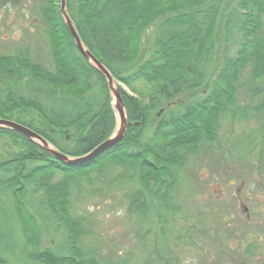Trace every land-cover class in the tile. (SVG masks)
Masks as SVG:
<instances>
[{
  "label": "trees",
  "instance_id": "1",
  "mask_svg": "<svg viewBox=\"0 0 264 264\" xmlns=\"http://www.w3.org/2000/svg\"><path fill=\"white\" fill-rule=\"evenodd\" d=\"M226 2L66 1L67 14L85 49L135 98L120 91L128 121L123 139L80 165L66 166L22 135L0 128L1 213L17 225L29 260L38 264H95L80 246L84 226L69 212L70 190L80 187L79 181L91 183L90 176L103 175L108 165L125 167L131 180H137L138 187L129 196L130 212L146 217L157 207L178 214L173 192L179 170L203 142L211 145L217 139L222 118L238 112L235 98L243 89L238 84L242 73L248 69L246 86L255 85L245 89L250 98L259 94L257 86L264 77V0H238L225 26L239 33V48L222 60L215 81L206 84L204 68L211 62L215 28ZM59 3L41 0L37 9L45 28L42 35L51 70L35 63L25 48L0 57V84L12 85L9 90H0V119L20 124L61 154L78 158L108 139L115 122L106 82L77 51ZM149 29L152 35L145 41L147 55L140 56L139 46ZM199 89H204L203 97L187 104L179 101ZM95 90L100 96H93ZM52 97L61 103H54ZM146 98L149 105L143 103ZM157 100L170 104L150 134L149 110ZM255 113L264 114V104ZM30 117L29 122L23 120ZM68 132L72 134L67 139ZM115 185L121 189L118 180ZM35 216L48 226L53 224L55 233L66 234L61 243L64 247L56 252L52 248L41 251L47 226L39 227ZM14 229L11 224L8 231L13 233ZM1 240L0 264H12L5 255L16 249L14 236L3 239L0 234Z\"/></svg>",
  "mask_w": 264,
  "mask_h": 264
},
{
  "label": "rangeland",
  "instance_id": "2",
  "mask_svg": "<svg viewBox=\"0 0 264 264\" xmlns=\"http://www.w3.org/2000/svg\"><path fill=\"white\" fill-rule=\"evenodd\" d=\"M237 1L227 0L216 25L211 62L204 68L208 86L222 69V60L235 55L239 48V33L226 30L225 26L227 15ZM38 4L37 0L0 2V57L25 48L35 63L51 70L42 36L44 25L36 12ZM151 32L149 29L143 35L140 56L147 55L145 41ZM136 64L137 59L132 62L133 66ZM248 76L246 69L238 81L243 89L236 94V115L222 118L217 139L211 145L203 142L179 170L178 185L173 192L177 215L159 211L157 207L146 217L130 212L129 196L138 183L136 179L131 180V173H126L127 169L122 166L108 165L103 175L90 176L91 183L82 180L80 187H72L69 212L73 218L83 221L80 246L95 264H264V131L261 130L264 114L255 113L264 104V77L257 86L259 94L250 98L245 89L255 85L246 86ZM91 81L94 83L95 79ZM115 85L119 93L124 91L134 96L122 83L115 80ZM11 87L10 83L0 84V90ZM95 91L93 96H100ZM204 92V89L190 92L179 101L187 104L189 100L203 97ZM52 99L54 103H61L57 97ZM148 102V98L143 101L146 105ZM167 104L170 103L157 100L149 110L147 132L150 134L158 118L166 115ZM23 120L29 122L32 118ZM114 122L113 132L117 123L115 114ZM71 134L68 132L67 139ZM59 179L57 175L56 180ZM117 180L120 190L115 185ZM3 204L0 205V234L3 239L14 236L16 248L6 258L12 264H38L27 258L28 248L17 225L1 213ZM35 219L39 227L47 226L41 238V251L52 248L56 252L64 247L61 244L66 238L64 232L55 233L53 224L48 226L47 221L36 216ZM11 224L15 227L13 233L8 231Z\"/></svg>",
  "mask_w": 264,
  "mask_h": 264
},
{
  "label": "water",
  "instance_id": "3",
  "mask_svg": "<svg viewBox=\"0 0 264 264\" xmlns=\"http://www.w3.org/2000/svg\"><path fill=\"white\" fill-rule=\"evenodd\" d=\"M66 1L67 0H60V15L66 28L68 29V32L76 46L77 51L92 67L96 69V71L104 78L106 82L107 90L109 92L110 97V106L117 120L115 131L112 133V135H110L108 139L96 146L89 153L83 155L82 157L71 158L58 152L55 148H53V146H51L47 141H45L33 131L15 122L0 119V128L8 129L24 136L32 143L37 145L41 150L53 157L56 161L66 166H75L84 164L97 158L104 151L119 143L126 133L128 123L122 98L120 96L119 90L115 85L114 79L111 77L110 73L105 69V67H103L94 58V56L83 46V43L81 42L79 35L66 12Z\"/></svg>",
  "mask_w": 264,
  "mask_h": 264
},
{
  "label": "flooded vegetation",
  "instance_id": "4",
  "mask_svg": "<svg viewBox=\"0 0 264 264\" xmlns=\"http://www.w3.org/2000/svg\"><path fill=\"white\" fill-rule=\"evenodd\" d=\"M4 1H8V3L10 2V0H4ZM38 1V5L40 6L41 5V0H37ZM0 2H3V0H0ZM37 5V6H38ZM3 9H5V8H3ZM37 9H38V7L36 8V12H37ZM1 11V10H0ZM22 14L24 15V17L26 18L27 17V14L23 11L22 12ZM44 28V27H43ZM45 29V28H44Z\"/></svg>",
  "mask_w": 264,
  "mask_h": 264
},
{
  "label": "bare ground",
  "instance_id": "5",
  "mask_svg": "<svg viewBox=\"0 0 264 264\" xmlns=\"http://www.w3.org/2000/svg\"><path fill=\"white\" fill-rule=\"evenodd\" d=\"M111 75V74H110ZM112 77V76H111ZM113 78V77H112ZM115 81V80H114Z\"/></svg>",
  "mask_w": 264,
  "mask_h": 264
}]
</instances>
